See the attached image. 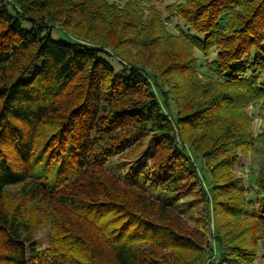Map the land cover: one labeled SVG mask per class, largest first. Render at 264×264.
Here are the masks:
<instances>
[{
    "label": "trees",
    "instance_id": "1",
    "mask_svg": "<svg viewBox=\"0 0 264 264\" xmlns=\"http://www.w3.org/2000/svg\"><path fill=\"white\" fill-rule=\"evenodd\" d=\"M154 1L161 0H0V264H159V251L180 248L191 252L178 254L181 264H199L205 248L186 232L172 199H159L200 183L185 146L210 173L217 253L206 264H255L264 236V162L254 201L233 170L237 151L254 147L251 118L240 111L264 99V0L169 4L167 19L183 22L177 35L157 13L143 21L139 3ZM156 23L159 30L148 31ZM56 25L65 37L53 36ZM161 38L180 50L160 63L154 52L144 61L131 54L155 51ZM213 49L202 83L193 51ZM259 137L264 148V132ZM148 138L154 151L143 177L165 172L158 198L137 176L107 168ZM10 186L20 193L12 207ZM30 203L59 222L44 248Z\"/></svg>",
    "mask_w": 264,
    "mask_h": 264
},
{
    "label": "rangeland",
    "instance_id": "2",
    "mask_svg": "<svg viewBox=\"0 0 264 264\" xmlns=\"http://www.w3.org/2000/svg\"><path fill=\"white\" fill-rule=\"evenodd\" d=\"M108 3H113L118 6H122L126 0H105ZM185 0H161L154 1L148 3H139L142 6L144 11L143 21L145 18L147 19L149 12H154L159 15V22L164 25L166 30L173 34L177 35L179 32V27L183 26V22L178 17H172L171 19H167V11L166 6L172 3L184 2ZM146 16V17H145ZM156 16V15H155ZM153 17L149 16L148 18ZM153 21L154 19H147V21ZM152 23V22H151ZM150 23V24H151ZM152 28L148 29V31L155 33L156 30H159V27L156 24L150 26ZM52 34L55 38H63L65 37L64 32L59 26H55L52 29ZM162 39V38H161ZM133 45H136L133 42ZM179 43L175 40L158 42L157 49L151 52V49L146 50H138V48H132V53H139L141 59L144 61L147 56L153 55L154 60H158L160 63L162 60L167 59L169 56L173 55L174 50L179 51ZM194 56L197 58V80L202 83L205 80V74H208V62L215 59L216 50H210L207 53H201L197 50L193 51ZM128 56H131L127 53ZM135 57H139L135 54ZM139 57V58H140ZM110 61L113 63L115 68L121 69V65L118 63L117 57L113 56ZM176 77L175 75H173ZM184 75H178L177 79L181 82L184 81ZM261 77L264 78V71L261 74ZM163 80V77H161ZM165 78V77H164ZM169 80V78L167 79ZM162 100V98L160 97ZM169 110L172 113H175L174 106L170 100H168ZM264 106V99L262 103H251L246 105L245 111H240V113L248 114L251 118V127L252 134L254 137V147L252 150L241 151L238 150L237 154L239 157L238 163L233 170V173L240 177L246 189V194L248 199H255V187H254V179L256 174L258 173L262 163L264 162V148L261 142L259 135L264 132V113L261 108V105ZM238 109H234L233 111H237ZM231 111V114L237 113ZM46 127V126H44ZM119 132H125L119 131ZM154 139L148 138L141 141V144L137 147H129L124 151L118 153L113 156V158L107 162V168L113 174H121L123 177L129 175H135L136 179L140 182H143V186L151 197L158 198L157 195L162 194L159 187H156L157 181L163 176L165 172L151 171V174L146 180L143 177V173H146L150 170L151 163L149 161L150 156L154 151ZM185 150L188 154L192 155L195 164L197 165L198 174L200 178V183L198 185L193 186L191 189H185V192L181 194H173V195H162L159 199L163 202H169L168 199H172L171 205L175 208V210L181 215L182 221L185 222V227L187 229L186 232L193 234L197 240L200 241L202 246L205 248V258L199 264H206L207 262L214 260L217 253V246L214 241V236L216 233V212L212 208L210 200H206V195L210 194V173L208 171V167L205 165L204 159L201 158V155L195 156L194 153L188 146H185ZM152 184V185H151ZM20 199L19 187L10 186L7 190V202L6 205L8 207H12L15 203ZM32 226L34 229V237L40 244V248H44L48 245L50 236L55 235V229L59 225V222L54 218L50 211L44 206H40L36 208L32 203L29 205ZM219 215V214H217ZM222 216V215H221ZM218 220L227 219L226 216H222V218ZM136 246H140L142 249L147 244H136ZM258 257L255 264H264V236L258 241ZM162 259H158L159 264H181V259L178 260V254L180 253L181 258H187L191 253L185 249H176V250H167L159 251ZM187 256V257H186Z\"/></svg>",
    "mask_w": 264,
    "mask_h": 264
}]
</instances>
